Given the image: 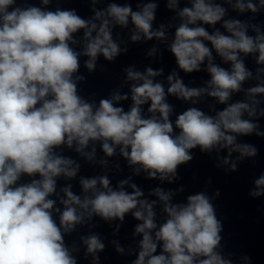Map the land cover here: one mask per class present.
I'll list each match as a JSON object with an SVG mask.
<instances>
[{
  "label": "clouds",
  "instance_id": "clouds-1",
  "mask_svg": "<svg viewBox=\"0 0 264 264\" xmlns=\"http://www.w3.org/2000/svg\"><path fill=\"white\" fill-rule=\"evenodd\" d=\"M132 46L147 63L83 94L82 69ZM262 121L264 0H0V264H102L109 248L126 264H253L227 247L212 177L179 181L197 151L225 175L256 167L245 138L264 139ZM247 194L264 198V170Z\"/></svg>",
  "mask_w": 264,
  "mask_h": 264
}]
</instances>
